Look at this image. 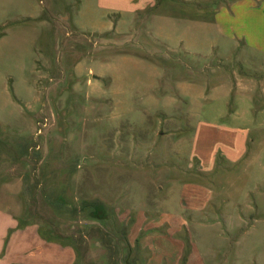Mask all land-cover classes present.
Listing matches in <instances>:
<instances>
[{
  "label": "rangeland",
  "instance_id": "1",
  "mask_svg": "<svg viewBox=\"0 0 264 264\" xmlns=\"http://www.w3.org/2000/svg\"><path fill=\"white\" fill-rule=\"evenodd\" d=\"M245 2L158 0L134 26L109 0H0V212L76 264H264V55L217 20ZM202 121L249 129L244 159L211 137L197 173ZM189 181L216 205L187 212Z\"/></svg>",
  "mask_w": 264,
  "mask_h": 264
},
{
  "label": "crops",
  "instance_id": "2",
  "mask_svg": "<svg viewBox=\"0 0 264 264\" xmlns=\"http://www.w3.org/2000/svg\"><path fill=\"white\" fill-rule=\"evenodd\" d=\"M176 1L181 2V0ZM247 1L250 3L245 2V4L237 6V8L232 9V12L222 10L217 16V20L223 25L222 32L229 37L230 41L239 42L245 48L252 51L256 50L264 55V7L254 6L250 0ZM157 2L158 0H109L108 9L111 10H107L106 15L108 18L114 16V24H116L117 15L125 13L127 16L132 17V24L136 26L140 15L150 8H154ZM182 3L185 2L182 1ZM105 5L104 7H107ZM117 8H121V11ZM215 9L216 7L213 6V10ZM92 28L94 29V26ZM110 28L111 26H105L108 32L115 30H109ZM123 35L129 36L130 34ZM248 109L251 110L252 108H247L243 118L238 111L233 113L231 115L232 121L242 120V122H245ZM224 117V114H220L216 120L221 121ZM218 121L200 122V144L204 149L200 154L193 156L198 165L197 173L211 175L215 172L217 156L212 150H207V147H205L211 137H217L222 144L223 153L221 158L225 161L226 165L224 166L239 163L246 156L249 129L218 125ZM182 190L186 202H184L183 207L191 215L204 213L209 211L210 206L216 205L212 198V191L207 189L204 183L189 181ZM167 215L168 219H173V216ZM174 221V224L170 225L172 231H178L181 226L186 224L185 219L182 217ZM160 225L163 224L160 223ZM159 236L158 240L162 243L165 242V239L161 235ZM148 239L150 238L146 240ZM76 261L77 254L74 247L57 239L46 237L44 233L38 231L36 226H23L17 218L0 212V264H76Z\"/></svg>",
  "mask_w": 264,
  "mask_h": 264
},
{
  "label": "trees",
  "instance_id": "3",
  "mask_svg": "<svg viewBox=\"0 0 264 264\" xmlns=\"http://www.w3.org/2000/svg\"><path fill=\"white\" fill-rule=\"evenodd\" d=\"M215 7H217V4H214ZM98 205H94V212H93V218L94 220H102V215L106 212L104 209V206L102 203H97Z\"/></svg>",
  "mask_w": 264,
  "mask_h": 264
}]
</instances>
